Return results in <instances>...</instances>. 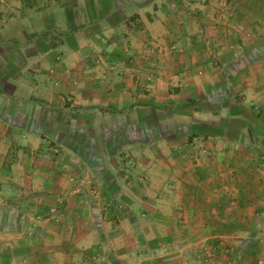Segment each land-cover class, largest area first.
Wrapping results in <instances>:
<instances>
[{
	"label": "rangeland",
	"instance_id": "obj_1",
	"mask_svg": "<svg viewBox=\"0 0 264 264\" xmlns=\"http://www.w3.org/2000/svg\"><path fill=\"white\" fill-rule=\"evenodd\" d=\"M24 1L31 13L40 11L42 19L57 18L59 24L47 32L42 25L38 33L14 26L25 55L27 45L46 49L45 36L63 41L73 54L69 64L50 73L27 74L19 49L0 48L6 53L0 55V94L24 103L7 109L14 117L23 108L19 123L42 132L36 142L17 138L18 129L0 121V230L26 232L0 239V264L8 257L4 247L13 248L14 264H129L145 256L169 264L160 240L179 241L178 201L161 199V185L152 187L153 179L163 177L161 167L149 171L162 160V136L178 143V133L188 131L185 142L191 145L201 134L243 133L244 120L232 115L244 107L238 106L243 90L257 89L264 75L250 69L261 65L257 56L264 53L258 37L263 27L255 24L264 19V0ZM230 51L234 59L226 55ZM62 57L59 52L54 61ZM232 59L238 62L230 68ZM247 65L249 71L240 73ZM9 76L42 79L41 87L55 80L57 89L24 88L13 97L14 89L3 91L1 85ZM109 92L121 93L122 103L108 104ZM248 107L256 115L258 109ZM194 111H212L218 121L196 120ZM131 191L154 192L158 200H130ZM162 223L173 226L169 233L161 232ZM154 225L159 233L151 230ZM258 241L248 256L264 264ZM170 253L177 261V250Z\"/></svg>",
	"mask_w": 264,
	"mask_h": 264
},
{
	"label": "crops",
	"instance_id": "obj_2",
	"mask_svg": "<svg viewBox=\"0 0 264 264\" xmlns=\"http://www.w3.org/2000/svg\"><path fill=\"white\" fill-rule=\"evenodd\" d=\"M27 4L24 0H0L1 50L9 46L19 49L22 52V67L25 69L23 73L27 74L50 73L52 67L61 68L65 64H69L66 59H69L70 54L72 55L73 52L68 49L69 47L63 41L57 44L55 40L50 37L48 39L45 36L44 41L47 42L49 40L47 48L42 51H36L32 45H27V53L29 52L27 56L24 49L21 48L22 46L17 44L19 38L11 32L14 26L25 27L23 32L31 33H38L36 31L42 30L40 29L42 25L46 32L50 31L52 26H59L57 18L43 17L42 19V13L40 11L31 13V11L35 10L28 7ZM21 11H26V13L19 15L18 13H21ZM44 11L45 13L50 11V14L52 12L51 8H46ZM12 12H15L18 16H13ZM155 23H152V25ZM255 24L263 27L264 31V19H258ZM85 32H87L86 28L79 31L80 34ZM258 37L263 43L264 33L258 34ZM262 45L259 50L264 48V45ZM64 49L66 51L62 53ZM59 52L63 54L62 58L64 60L62 62L54 61L55 58H59ZM5 54L2 53L0 55L4 57ZM226 55H230L234 59L236 54L231 52L226 53ZM248 55L249 53L245 55L246 58H249ZM262 57H264V53L259 51L257 58L261 65L257 69L254 67H250V69L264 74ZM233 59L229 63L230 68H233L235 63L237 64L238 62ZM39 62L40 65L35 66ZM230 68L228 67L227 70H230ZM245 71H249L248 65L243 67L240 73ZM216 78L217 75L215 76ZM28 79V77L9 76L1 83L2 87L5 88L3 91L13 88L14 92L11 95L18 97L17 91H21L24 88H29L31 91L39 90L40 88L45 91H49L52 88L57 89V81L55 82V80L52 83H43L41 87L42 79L35 82H28ZM68 80L63 81L62 85L64 88H69ZM226 84L229 89L230 84L228 82ZM100 87L98 86V88ZM120 94L109 92L108 104L111 106L121 104L122 97ZM241 95L243 97L240 98L238 106L244 107H241L236 112V115H232L234 118L244 120L243 130L241 131L243 133H240V135L234 136V134L227 132L213 133L206 136L201 134V136L195 137L191 145H186L189 142L188 139L187 143L185 142V138L190 133L188 131L178 133L179 137L177 136V138L181 139L178 143L171 142L173 141L171 137L174 138V136L170 134H167L166 137L162 136V146H160L162 160L160 165L151 167L149 174L151 175V172L154 173L161 167L163 177L162 179L152 178V187L158 188V185H161L164 191L161 199H167L169 202H171V199L178 201L175 214L178 215L177 234L179 241L174 245L172 237H162L163 240H160L165 246L163 249L164 256H169L166 259L169 264H201L200 258L204 259L206 253L208 254L206 264H255V261L248 255L252 244L259 240V234L264 230V75H260L257 89L246 90L245 88ZM4 96V94H0V121L5 123L8 129H18L15 134L17 138H33V142H36V138L41 137L42 132L32 126H23L19 123L23 122L25 118V115L21 113L23 108L15 111L14 117L10 114L11 109H7L10 104L21 106L24 103L20 99L15 103L16 99H5ZM19 96H21L20 92ZM56 96L57 94H55ZM61 98L65 100L64 96H61ZM9 101L10 103H8ZM249 105L251 107L254 106V110L258 109L256 115L249 109ZM192 117L196 120L218 121L217 116L212 111H210V114H200L194 111ZM8 136H10V131H8ZM32 148L35 149L36 147L33 145ZM17 180L20 182V179ZM131 196L133 199L130 200L137 201L140 199L143 203L149 200H158V198L154 197L155 193L150 191L142 194H136L131 191ZM14 215L22 217L18 213ZM170 227L173 226L162 223L161 232L163 234L169 233L172 229ZM157 229L158 227L154 225L151 230H153V233H159ZM25 233V229L7 228L0 230V239H15V236L18 238ZM189 235H194V238L191 239ZM26 242H21L22 247L27 246ZM143 243L145 246L149 244L146 240ZM21 244L18 246H21ZM8 245L10 246L11 243H8ZM258 245L262 247V253L259 254L262 257L264 256V247L260 240ZM4 248L8 249V257L4 264H14L13 248ZM9 249L12 250L10 251ZM126 249L131 250L130 247ZM175 249L178 254L177 261L170 257V251ZM198 251H200V254H198ZM192 252H195V255L191 254ZM259 255L257 254V257ZM47 259L48 257L45 256L42 261ZM130 262L129 264L163 263L155 256H152V258L145 256L144 258L133 259Z\"/></svg>",
	"mask_w": 264,
	"mask_h": 264
},
{
	"label": "built area",
	"instance_id": "obj_3",
	"mask_svg": "<svg viewBox=\"0 0 264 264\" xmlns=\"http://www.w3.org/2000/svg\"><path fill=\"white\" fill-rule=\"evenodd\" d=\"M259 236H260V242H261V244L263 245V247H264V230H262L261 232H260V234H259Z\"/></svg>",
	"mask_w": 264,
	"mask_h": 264
}]
</instances>
